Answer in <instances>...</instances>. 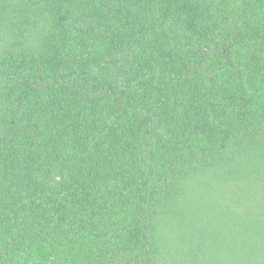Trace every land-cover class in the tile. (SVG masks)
Masks as SVG:
<instances>
[{"label": "trees", "instance_id": "obj_1", "mask_svg": "<svg viewBox=\"0 0 264 264\" xmlns=\"http://www.w3.org/2000/svg\"><path fill=\"white\" fill-rule=\"evenodd\" d=\"M0 264H264V0H0Z\"/></svg>", "mask_w": 264, "mask_h": 264}]
</instances>
